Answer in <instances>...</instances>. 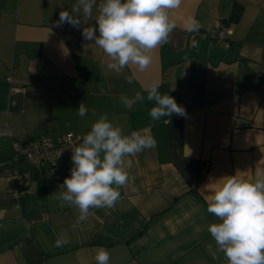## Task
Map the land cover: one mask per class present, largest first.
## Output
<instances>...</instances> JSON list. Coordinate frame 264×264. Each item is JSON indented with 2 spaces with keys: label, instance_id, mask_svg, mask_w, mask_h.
<instances>
[{
  "label": "crops",
  "instance_id": "1",
  "mask_svg": "<svg viewBox=\"0 0 264 264\" xmlns=\"http://www.w3.org/2000/svg\"><path fill=\"white\" fill-rule=\"evenodd\" d=\"M75 2L0 0V131L8 132L0 134V264H96L100 247L109 264H227L207 231L218 219L206 197L237 170L248 179L264 172V0H182L169 11L177 26L148 68L120 74L83 38L91 21L55 26ZM188 16L200 22L198 33L185 30ZM216 21L231 30L225 42ZM154 81L185 117L153 121L152 102H120L146 97ZM105 113L125 134L146 129L156 145L125 158L129 182L113 208L90 209L76 224L78 208L61 207L56 174L32 167L13 143L69 131L82 140ZM61 232L71 243L56 248Z\"/></svg>",
  "mask_w": 264,
  "mask_h": 264
},
{
  "label": "clouds",
  "instance_id": "2",
  "mask_svg": "<svg viewBox=\"0 0 264 264\" xmlns=\"http://www.w3.org/2000/svg\"><path fill=\"white\" fill-rule=\"evenodd\" d=\"M181 3L182 0H76L70 11H60L55 26L68 23L80 28L85 20L91 21L82 28V36L109 57L108 70L120 74L125 67L133 65L143 72L152 62L153 50L169 42L177 26L169 11L179 8ZM200 27L194 16L184 20L189 33H198ZM191 46L198 47L195 39ZM132 79L125 76L129 83ZM159 88L160 82L154 81L145 90L146 97L137 92L134 97L122 95L120 102L124 105L142 103L145 99L152 102L148 115L153 121L173 115L185 117L186 109ZM77 112L80 117L87 114L84 102ZM165 123L169 124L170 120L166 119ZM146 132L145 129L125 134L105 113L92 124L82 142L69 147L71 174L64 179L58 199L61 207L78 208L76 224L89 218L90 209L115 206L121 195L119 189L129 182L125 158L156 145L155 138ZM130 164L127 161V166ZM206 199L207 212L218 219L207 226V231L227 264H264V172H257L253 179L246 178L239 170L224 176L212 185ZM70 243L67 232H61L54 247L62 248ZM94 259L96 264H109L110 253L100 247Z\"/></svg>",
  "mask_w": 264,
  "mask_h": 264
},
{
  "label": "built area",
  "instance_id": "3",
  "mask_svg": "<svg viewBox=\"0 0 264 264\" xmlns=\"http://www.w3.org/2000/svg\"><path fill=\"white\" fill-rule=\"evenodd\" d=\"M217 26L216 38L219 41L225 42L231 30L224 27L220 21H216ZM8 133L6 130H1L0 134ZM82 142L81 138L73 132H66L60 137H50L46 134L39 136L27 143H13L14 151L17 154L26 156L32 167L43 172L56 174L54 181L62 186L64 179L70 176L71 165L64 163L65 160L71 159V150L69 147Z\"/></svg>",
  "mask_w": 264,
  "mask_h": 264
},
{
  "label": "trees",
  "instance_id": "4",
  "mask_svg": "<svg viewBox=\"0 0 264 264\" xmlns=\"http://www.w3.org/2000/svg\"><path fill=\"white\" fill-rule=\"evenodd\" d=\"M238 12H239V10H237V11L235 10V11L232 13V15H231V16H232V18H233V17H235V18H236V16L238 15Z\"/></svg>",
  "mask_w": 264,
  "mask_h": 264
}]
</instances>
